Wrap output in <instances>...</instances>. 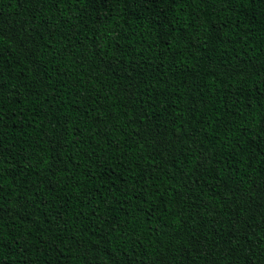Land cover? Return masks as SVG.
Segmentation results:
<instances>
[{
	"label": "trees",
	"instance_id": "16d2710c",
	"mask_svg": "<svg viewBox=\"0 0 264 264\" xmlns=\"http://www.w3.org/2000/svg\"><path fill=\"white\" fill-rule=\"evenodd\" d=\"M0 264H264V0H0Z\"/></svg>",
	"mask_w": 264,
	"mask_h": 264
}]
</instances>
